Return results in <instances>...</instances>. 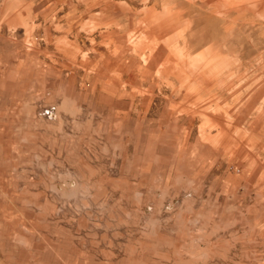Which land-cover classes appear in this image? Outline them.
Listing matches in <instances>:
<instances>
[{
  "label": "rangeland",
  "instance_id": "1",
  "mask_svg": "<svg viewBox=\"0 0 264 264\" xmlns=\"http://www.w3.org/2000/svg\"><path fill=\"white\" fill-rule=\"evenodd\" d=\"M45 1L0 0V264H264L246 152H191L195 122L226 139L245 86L264 80V0H154L184 5L183 30L173 13L84 14L89 32L116 16L171 23L157 91L122 94L81 75L75 54L46 57ZM135 38L153 54L155 39Z\"/></svg>",
  "mask_w": 264,
  "mask_h": 264
},
{
  "label": "crops",
  "instance_id": "2",
  "mask_svg": "<svg viewBox=\"0 0 264 264\" xmlns=\"http://www.w3.org/2000/svg\"><path fill=\"white\" fill-rule=\"evenodd\" d=\"M153 2L154 0H151L150 4L137 5L130 3L129 0H46L44 4L46 7L40 14L47 13L49 19L41 20L35 32L39 30L42 38L45 39L47 46L45 53L49 55L46 57H49L51 61L62 58L63 61L72 64V59L66 60V57H69L68 54H75L76 60H78L77 68H80L77 71H80L83 76L87 74V71L95 73L99 82L102 81L100 88L103 91L118 94L132 93L137 91L140 86L146 91L156 92L155 79L164 77L165 71L169 67V50L163 45V38L170 34V21L139 20L134 16L117 19L116 16L115 19L112 17V19L103 21L97 31L89 32V22H86L84 18V14L90 13L146 12L161 14L163 17H165L164 14L173 13L177 15L178 29L185 28L187 19L184 5L171 6L166 1L165 3L162 1L161 4ZM156 2L160 3L159 0ZM139 36H146L150 40L157 41V47H155V51H152V55L149 54L150 50L143 49V46L139 48L138 45L133 44V41L136 40L135 37ZM179 46H182L180 40ZM160 48L163 53L157 57L156 54ZM181 50L183 55L181 66L184 67L185 48ZM42 51L40 49V55H43ZM84 55H87L93 63L85 66ZM196 55L193 53V56ZM41 57L39 56V61H41ZM174 75L186 76L185 69L179 67ZM194 76L201 78L194 86L195 90L199 94L207 91L208 86L202 83V72H198ZM140 78L143 79L139 83ZM145 78H152V81L149 80L147 84H143ZM251 82L245 86V96L242 98L243 107L237 110L233 108L230 123L232 127L227 130V133L231 135V141L228 140L229 134H226L227 137L224 139L225 136L221 138V134L217 130H211L208 135L202 138L199 133L202 124L201 121H198L195 122L196 140L191 152H195L197 157L203 152H246L245 158L248 159L244 162L246 173H257L261 178L255 182L249 176L246 187L250 190L251 196L264 198V80L258 79L257 82ZM209 87L212 88L211 85ZM176 91L184 92L178 86L177 89H168L165 92L175 93ZM163 103L168 107H175V105L170 106L171 101L169 103L168 100H164ZM173 103H176L178 108L185 106L184 100L180 97L179 101H173ZM134 104L131 100L115 102V105L119 107L124 105L126 108H133ZM180 133L184 138L185 132ZM181 152L190 151L184 149Z\"/></svg>",
  "mask_w": 264,
  "mask_h": 264
}]
</instances>
